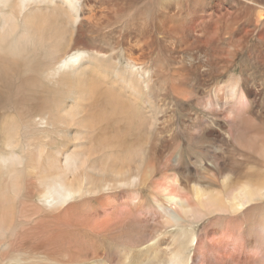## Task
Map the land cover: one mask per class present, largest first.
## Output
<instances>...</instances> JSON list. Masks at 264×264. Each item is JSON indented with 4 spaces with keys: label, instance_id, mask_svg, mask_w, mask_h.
I'll list each match as a JSON object with an SVG mask.
<instances>
[{
    "label": "bare ground",
    "instance_id": "bare-ground-1",
    "mask_svg": "<svg viewBox=\"0 0 264 264\" xmlns=\"http://www.w3.org/2000/svg\"><path fill=\"white\" fill-rule=\"evenodd\" d=\"M190 2L0 0V264H264V4Z\"/></svg>",
    "mask_w": 264,
    "mask_h": 264
},
{
    "label": "rangeland",
    "instance_id": "rangeland-1",
    "mask_svg": "<svg viewBox=\"0 0 264 264\" xmlns=\"http://www.w3.org/2000/svg\"><path fill=\"white\" fill-rule=\"evenodd\" d=\"M209 1H211L210 3H209ZM232 1V2H231ZM253 1H254V3H253ZM250 0V2L249 3H247V2H245V1H243L242 2V0H203V1H201L200 2V5H199V3H197V0H192V2H190V5H192V3L193 2H195V4H196V6L197 5H199L198 7L199 8H202L201 7V5H203V4H205V5H208L207 7H206V9H209V10H212V9H215V10H218V9H221L222 8V10H223V12H226V11H228V10H230V8H231V10H234V9H237V8H241V7H244V6H246V7H250V8H257L258 6L260 7V5H263L264 4V0ZM203 2V3H202ZM205 2V3H204ZM229 2V3H228ZM208 3V4H207ZM210 4V5H209ZM224 4V5H223ZM232 4H234V5H232ZM258 4H260V5H258ZM230 5V6H229ZM254 5V6H253ZM218 6V7H217ZM235 8H234V7ZM253 6V7H252ZM200 14H204L205 15V12H204V9L202 10V12H199ZM191 16H193L192 17V21L194 20L195 21V17H196V14H192ZM191 16H190V18H191ZM209 20V19H208ZM251 63L252 62H250V60H248V59H245L244 61H243V64L245 65H243L244 67H246V68H251L252 69V71L251 72H254L256 69L254 68V66L252 67V65H251ZM251 67H250V66Z\"/></svg>",
    "mask_w": 264,
    "mask_h": 264
}]
</instances>
